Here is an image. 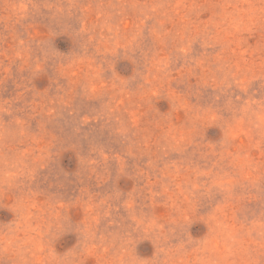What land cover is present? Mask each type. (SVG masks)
Returning <instances> with one entry per match:
<instances>
[{
    "label": "rangeland",
    "instance_id": "rangeland-1",
    "mask_svg": "<svg viewBox=\"0 0 264 264\" xmlns=\"http://www.w3.org/2000/svg\"><path fill=\"white\" fill-rule=\"evenodd\" d=\"M0 264H264V0H0Z\"/></svg>",
    "mask_w": 264,
    "mask_h": 264
}]
</instances>
